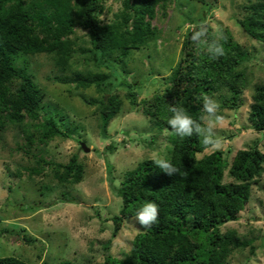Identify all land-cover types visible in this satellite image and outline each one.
<instances>
[{
	"label": "trees",
	"instance_id": "1",
	"mask_svg": "<svg viewBox=\"0 0 264 264\" xmlns=\"http://www.w3.org/2000/svg\"><path fill=\"white\" fill-rule=\"evenodd\" d=\"M106 1L0 0V130L7 123L19 126L25 137L20 148L26 152L35 140L46 144L56 136L69 138L80 129L77 125L65 124L66 115L56 108L54 113L41 114L45 93L29 69V56L46 53L58 68L66 71L75 52L87 55L85 60L92 62L94 69L74 70L71 75L53 79L72 84L75 90L94 86L101 93L100 99H85V102L98 104L103 136L123 104L121 97L111 92L116 82L127 87L126 96L136 105V81L125 77L128 58L156 39L158 30L152 20L157 10L165 13L168 4L178 0H121V8L113 18L103 21L100 16ZM191 1L200 2L203 8L217 2ZM241 9L243 14L237 19L238 24L250 38L264 44V0H245ZM201 22L198 18L195 26L198 28ZM76 26L87 31L90 47L76 50L73 38ZM192 31L183 41L178 62L164 77L163 86L150 99L142 101V113L149 119L151 129L157 133L167 132L168 144L162 158L180 171L169 176L155 165L156 158L144 159L113 186L121 198L119 213L111 217L113 236L121 229L123 221L135 218L146 202H155L159 215L150 228L144 229L138 224L139 231L122 258L107 253L103 264H226L235 250L249 247L253 252V237H243L234 228L221 231L220 227L236 221L250 200L252 186L264 173V151L257 144L240 149L229 163L220 149L199 157L206 149L200 138L195 134L180 138L167 124L172 104L184 107L197 121L203 114L205 96L217 100L220 108L241 106L247 78L243 64L249 60L251 52L223 28L220 33L224 36L221 43L225 55L212 60L206 45L198 46L192 41ZM120 72L125 73L124 77H119ZM250 97L248 125L263 132L264 84L254 85ZM113 147L110 145L109 149ZM37 164L32 172L39 174L44 165H49L53 176L63 185L78 183L83 178L84 166L76 156L67 163L50 162L40 156ZM226 169L229 181L224 178ZM110 182L113 184V178ZM0 264L29 263L9 255L0 256ZM58 264L72 263L61 261Z\"/></svg>",
	"mask_w": 264,
	"mask_h": 264
},
{
	"label": "rangeland",
	"instance_id": "2",
	"mask_svg": "<svg viewBox=\"0 0 264 264\" xmlns=\"http://www.w3.org/2000/svg\"><path fill=\"white\" fill-rule=\"evenodd\" d=\"M244 2L217 0L216 5L203 8L200 2L178 0L168 4L165 13L158 9L152 20L158 30L156 39L134 51L127 61L128 73L119 75L136 81V105L127 98V87L116 82L111 92L118 94L123 104L110 120L105 136L100 133L98 104L85 102L100 99L101 93L94 86L75 90L72 84L53 79L71 75L74 70L94 69L92 62H86L87 55L75 52L66 71L58 68L46 53L27 56L29 69L45 93L41 114L54 113L56 108L66 115L65 124L80 129L69 138L56 136L46 144L35 140L28 152L20 148L25 137L19 126L7 123L0 130V256L14 255L29 264H103L107 253L122 258L129 251L139 225L134 218L125 219L118 233L112 235L111 217L121 208V198L113 186L142 160L165 155L167 132L151 129L149 119L142 113V101L163 86L164 77L178 62L183 41L198 18L208 24L212 34L228 29L251 52L243 64L247 74L244 103L237 109L219 108L224 118L217 128L222 140L219 149L228 163L240 149L257 144L264 151V131L253 130L247 121L254 85L264 84V44L250 38L238 24ZM120 8L121 0H107L101 19L111 20ZM73 38L76 50L90 47L87 31L82 27H75ZM80 141L89 151H83ZM110 145L114 147L109 149ZM211 151L204 149L198 156ZM40 156L55 163H67L76 156L84 166L82 180L63 185L49 165H44L39 174L32 172L39 166ZM224 178L231 180L227 169ZM228 228L236 229L243 237H253L254 249L235 250L226 264H264V173L252 186L250 200L239 218L220 227L221 231Z\"/></svg>",
	"mask_w": 264,
	"mask_h": 264
},
{
	"label": "clouds",
	"instance_id": "3",
	"mask_svg": "<svg viewBox=\"0 0 264 264\" xmlns=\"http://www.w3.org/2000/svg\"><path fill=\"white\" fill-rule=\"evenodd\" d=\"M209 37L208 26L201 22L197 26H193L191 39L198 46L206 45V52L210 59L215 60L225 55V49L221 41L224 36L220 32L212 34ZM200 98L198 97L197 100ZM220 105L217 100L210 96L203 97L202 115L199 121L194 120L187 112V110L177 104H172L169 111L172 115L168 118L167 124L177 136L180 138L191 137L194 134L200 138V142L206 149L217 150L222 146V140L217 135V128L223 121V116L219 113ZM164 173L169 176L177 175L179 169L164 158H156L154 161ZM159 215L158 205L155 202H146L143 204L135 215V222L142 228H150L155 224Z\"/></svg>",
	"mask_w": 264,
	"mask_h": 264
},
{
	"label": "water",
	"instance_id": "4",
	"mask_svg": "<svg viewBox=\"0 0 264 264\" xmlns=\"http://www.w3.org/2000/svg\"><path fill=\"white\" fill-rule=\"evenodd\" d=\"M80 146L82 147L83 151H89V147L85 144L84 141H80Z\"/></svg>",
	"mask_w": 264,
	"mask_h": 264
}]
</instances>
